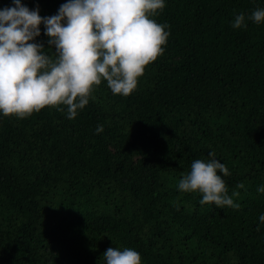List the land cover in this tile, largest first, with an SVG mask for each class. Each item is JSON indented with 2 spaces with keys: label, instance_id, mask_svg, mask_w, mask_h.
Returning a JSON list of instances; mask_svg holds the SVG:
<instances>
[{
  "label": "trees",
  "instance_id": "trees-1",
  "mask_svg": "<svg viewBox=\"0 0 264 264\" xmlns=\"http://www.w3.org/2000/svg\"><path fill=\"white\" fill-rule=\"evenodd\" d=\"M21 2L48 17L68 0ZM258 8L165 0L154 17L168 26L164 52L130 95L102 81L75 119L63 105L0 113V264H106L109 247L142 264H264V22L247 20ZM241 12L247 26L233 28ZM40 28L35 42L55 57ZM210 152L239 209L179 190Z\"/></svg>",
  "mask_w": 264,
  "mask_h": 264
},
{
  "label": "clouds",
  "instance_id": "clouds-1",
  "mask_svg": "<svg viewBox=\"0 0 264 264\" xmlns=\"http://www.w3.org/2000/svg\"><path fill=\"white\" fill-rule=\"evenodd\" d=\"M13 3L0 9V113L5 117L23 119L45 107L64 111L63 105L68 118L75 119L102 81L114 95H130L146 67L163 54L170 34L166 24L154 19L165 0H68L48 17L40 15L39 7ZM247 20L264 22V8ZM247 20L241 12L232 27H246ZM41 24L55 57L44 52L42 42H35ZM102 131L103 125L98 126L96 132ZM209 156L192 162L179 190L201 193L202 205L239 209L233 199L239 192L229 195L223 178L230 174L228 167L215 152ZM257 190L264 193V186ZM259 220L264 223V214ZM103 258L106 264H142L141 253L130 247H109Z\"/></svg>",
  "mask_w": 264,
  "mask_h": 264
}]
</instances>
